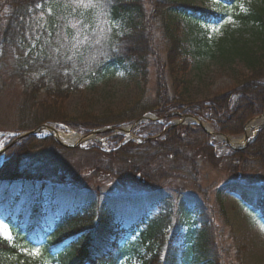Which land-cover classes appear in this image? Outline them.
<instances>
[{
  "label": "trees",
  "instance_id": "trees-1",
  "mask_svg": "<svg viewBox=\"0 0 264 264\" xmlns=\"http://www.w3.org/2000/svg\"><path fill=\"white\" fill-rule=\"evenodd\" d=\"M212 1L221 12H208L188 0H91V7L80 0H0V82L19 89L11 102L9 129L18 133L56 123L87 133L129 125L152 113L164 122L174 114L192 115L218 134L241 135L264 112V0H253L241 16L252 24L250 39L232 48L218 46L225 60L241 57L246 73L227 91L194 104L187 99L195 62L190 54L197 59L210 55L213 40L202 27L223 21L226 9L238 2ZM111 21L118 27L112 29ZM183 29L194 42L192 51ZM108 30L115 36L112 45L97 46L95 40H103ZM249 44L255 53H248L254 49L245 47ZM93 51L102 54L100 62L89 55ZM85 64L92 70L83 72ZM120 70L138 78L146 91L153 80L150 101L139 97L103 114L67 113L73 94L95 92ZM133 133L143 142L120 145L122 136L101 134L107 151L97 143L66 148L52 137L28 136L12 146L13 140L8 141L0 165V215L11 227L22 225L25 235L17 243L0 242V264H121L125 247L120 241L139 226L143 229L132 247L145 254L137 253V264H227L216 225L204 212L208 195L198 187L205 164L215 169L227 165L233 179L215 191L216 214L226 220L223 197L232 194L259 212L264 224V196L245 185L253 169H264V130L243 151L223 155L196 125L170 129L149 121ZM86 179L94 185L88 187ZM124 180L139 183L147 193L108 192L110 182ZM193 191L203 202L193 200ZM153 211L158 213L149 220ZM208 211L215 213L213 207ZM171 218L176 223L168 234ZM182 225L184 241L178 245ZM33 248L39 256L23 252Z\"/></svg>",
  "mask_w": 264,
  "mask_h": 264
},
{
  "label": "rangeland",
  "instance_id": "rangeland-1",
  "mask_svg": "<svg viewBox=\"0 0 264 264\" xmlns=\"http://www.w3.org/2000/svg\"><path fill=\"white\" fill-rule=\"evenodd\" d=\"M188 1L206 11L221 12L220 6L212 0ZM252 2L253 0H238L234 7L226 9V17L223 21L202 27L203 31L206 33V36L212 39L213 42L210 43L211 50L210 55L207 58L197 59L194 58L192 53L190 54L191 58L195 60L194 63L190 61L191 68L188 74L189 87L187 99L190 102L194 104L205 102L206 100L227 91L233 85L234 80L239 75L244 72L246 73L245 64L241 57H237L235 61L225 60V57L221 55L218 46L220 43H222L223 46L232 48L233 46L237 45L241 46L242 42H246L250 39L253 32L252 24L245 22L241 16H245L248 13ZM228 17L232 18V22L225 23L224 21ZM209 26H219V31L212 32ZM181 27H183V25ZM183 32L185 37L184 29ZM192 35L193 37H196L194 31ZM181 36H183V34H181ZM185 42V44L188 43V45H186L188 50L192 51L194 47V42H192V39L187 38ZM156 46H158L159 49L161 48L158 42H156ZM245 47L247 49H251L254 48V45L249 44ZM161 51L162 50L160 49V52ZM255 51L256 50L254 48L249 50L248 53H255ZM120 72L123 71L120 70L113 78L101 82L95 92L73 94L66 102L67 113L71 116H78L83 112L103 114L111 109L118 110L126 106H130L133 100L139 97L147 98L150 101V99L153 97V80L148 82L149 88L146 91L145 87L142 86V82L138 81V78L129 77L126 74L121 77L119 75ZM18 93V86H16L14 83L5 84L2 86V83L0 82V149L3 148L8 141H11V138L5 136L4 134L12 133V131L9 129L10 124H12L10 108L11 102L14 103ZM155 118L163 119L158 118L157 116H155ZM180 120L181 119L177 116H173L168 120V122H164L163 119L162 124L165 127L169 126V128L171 125L174 126V128L177 126H185L176 124V122ZM263 130L264 128L260 131L258 130L259 132L257 131V135L255 134L256 136L250 139V144ZM59 132H62L64 135L68 133L67 131L63 130ZM47 133L49 134L51 132ZM47 133H44L43 135H48ZM79 133V136L85 135L83 132ZM241 135H238V137L234 136V138L237 139ZM211 140V144L214 145L219 155L227 154L230 150H232L227 143H223L217 138H212ZM100 141L101 145L106 148L107 142L103 141L102 139ZM93 144H95V141H88L86 144H83L82 147H89ZM2 162L3 158L0 156V165ZM227 167L228 166L225 164L216 169L206 164L200 167V179L198 182V187H200L208 195V202L207 204L205 203L206 207H203L204 212L206 210L207 216L211 220V223L216 225L214 232L215 237L218 239V245L226 249L228 255L223 259L225 263L264 264V224L259 212L253 211L246 207L240 202L237 196L228 194L223 197L226 210V220L220 218L219 215L216 214L215 191L220 186L230 183L233 180L229 178L230 174L227 171ZM251 173L252 174L246 178L245 185L252 189L253 192H257V195L264 196V169L257 167L253 169ZM86 181L88 187L89 185H94L90 182L91 180L88 182V179H86ZM110 184L111 190H108V192H110L112 195L138 196L145 194L148 191L146 187L133 180L110 182L109 185ZM191 195H193V200L198 202L201 200V202H203V197L200 193L193 191ZM211 207L214 208L215 213L208 211V209ZM157 213L158 211H154L150 215V219H152L154 217L153 215ZM175 223L176 221L171 218L169 222L170 228L168 234L172 232ZM183 223L184 221H182V224ZM185 226L186 225L181 226L182 230L176 237V242L178 245H181L184 241H182V235L185 231ZM141 230V226L134 228L130 233L125 235L126 237L122 241H120V246L122 249L125 247L121 264H137V253H140V255L145 254L144 249L141 247H132L135 244V241ZM10 233L13 239L8 241L17 243L20 238L24 237L25 229L23 226H16V224L11 227V225H8L4 222V219L0 215V234H3L5 237H7ZM36 244L39 245L38 243ZM33 249H31V251ZM31 251L26 249L23 250V252L27 253H31ZM41 264H47V262L41 261Z\"/></svg>",
  "mask_w": 264,
  "mask_h": 264
},
{
  "label": "water",
  "instance_id": "water-1",
  "mask_svg": "<svg viewBox=\"0 0 264 264\" xmlns=\"http://www.w3.org/2000/svg\"><path fill=\"white\" fill-rule=\"evenodd\" d=\"M148 119H154L156 121H160L158 119H156L155 117H153L152 115H146L142 118H140L139 120H137L132 126L130 127H127V128H124V127H115V128H109V129H104V130H95V131H92L91 133L87 134V135H82L81 136V139L78 143L76 144H69V143H65V142H62L60 141L57 137H55V141L62 145V146H65V147H78L79 146V143L80 142H85L87 140H92L95 138V136H97L99 133L101 132H106V133H111V134H120V133H126L130 138H135L131 133H130V129L135 127V126H138L140 125L141 123L147 121ZM180 121H177L176 124L178 125H184V124H189V123H195V124H198L199 126H201L209 135L210 137L212 138H218L222 141H225L233 150L235 151H241L243 149H245L249 144H250V139L246 140L244 143H241V144H237V145H234V142L237 141V140H233L232 137L230 136H227V135H219V134H215L211 131L208 130V128L206 127L207 123H205L204 121H202L201 119L199 118H196V117H193V116H181L180 117ZM255 120H263L264 121V114L253 119L252 121H255ZM250 121L248 123V125L252 122ZM247 125V126H248ZM247 126L244 130V135L246 133V129H247ZM67 128V127H65ZM264 126L261 128L263 129ZM260 129V130H261ZM259 130V131H260ZM53 132L54 134L56 133V130L54 129L53 126H50L48 124H44L34 130H31V131H27V132H22V133H18V134H7V136H11V137H15V140L13 143H16L18 141H20L21 139L27 137V136H34V135H39V134H42L44 132ZM258 131V132H259ZM71 132H74L73 130H71ZM257 135V134H256ZM255 135V136H256ZM254 136V137H255ZM5 152V148L0 150V155L3 154Z\"/></svg>",
  "mask_w": 264,
  "mask_h": 264
},
{
  "label": "bare ground",
  "instance_id": "bare-ground-1",
  "mask_svg": "<svg viewBox=\"0 0 264 264\" xmlns=\"http://www.w3.org/2000/svg\"><path fill=\"white\" fill-rule=\"evenodd\" d=\"M263 126H264L263 120H259L258 122L257 121L251 122L246 129L245 135L242 136L237 141H235L234 145L241 144V143H244L248 139H252L255 136V134L257 133V131L260 130ZM206 127L208 128L209 131L212 132V128L209 125H206ZM57 137L59 140L67 142V143H73V142L78 140V136H76L70 132H68L66 135H64L62 133L57 134Z\"/></svg>",
  "mask_w": 264,
  "mask_h": 264
},
{
  "label": "clouds",
  "instance_id": "clouds-1",
  "mask_svg": "<svg viewBox=\"0 0 264 264\" xmlns=\"http://www.w3.org/2000/svg\"><path fill=\"white\" fill-rule=\"evenodd\" d=\"M111 27H112V29H115V28L118 27V25H117V23H116L115 21H111ZM114 39H115V36H114L113 32H112L111 30H108V31L106 32V35H105L104 39H103V40H95V44H96L97 46H101V45H102V46H104L105 48H107L109 45H112V42H113ZM60 50H61V49H58V51H60ZM73 55H76V53H73ZM89 55H90L91 58H92L93 60H95L96 62H100L102 54H101V56H98V55H96V52L93 51V52L90 53ZM69 58L71 59V57H69ZM87 58H88V56L86 55L85 59H87ZM72 67H73V68H76L77 65L74 63ZM91 70H92V69H91V66L88 65V64H85V66L82 68V71L85 72V73H86V72H89V71H91ZM120 73L123 74V75H120L121 77H123V76L125 75L124 72H120ZM85 83H87V81H85Z\"/></svg>",
  "mask_w": 264,
  "mask_h": 264
},
{
  "label": "snow or ice",
  "instance_id": "snow-or-ice-1",
  "mask_svg": "<svg viewBox=\"0 0 264 264\" xmlns=\"http://www.w3.org/2000/svg\"><path fill=\"white\" fill-rule=\"evenodd\" d=\"M80 4L82 6H85V7H91V6H94L92 3H91V0H89V3L88 4H84V0H80ZM35 7L39 8V7H42L41 4H36ZM225 23H230L232 22V18L231 17H228L225 21ZM211 28V31L212 32H218L219 31V26H209ZM37 39H39L37 37ZM58 51V49H57ZM119 75H123L122 73H119ZM10 239H13L12 236H11V233L5 237L3 234H0V242H5L7 240H10ZM26 255H31V256H39L40 255V252H39V249H33L31 251V253H25Z\"/></svg>",
  "mask_w": 264,
  "mask_h": 264
}]
</instances>
